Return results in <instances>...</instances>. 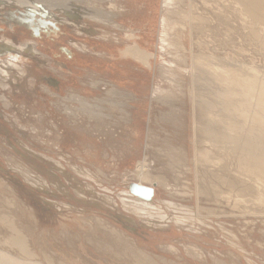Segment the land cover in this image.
Listing matches in <instances>:
<instances>
[{
  "label": "rangeland",
  "instance_id": "1",
  "mask_svg": "<svg viewBox=\"0 0 264 264\" xmlns=\"http://www.w3.org/2000/svg\"><path fill=\"white\" fill-rule=\"evenodd\" d=\"M22 1L0 0V60L22 69L0 64V264H264V177L240 166L264 145V17L240 0ZM142 161L160 183L136 211Z\"/></svg>",
  "mask_w": 264,
  "mask_h": 264
},
{
  "label": "bare ground",
  "instance_id": "2",
  "mask_svg": "<svg viewBox=\"0 0 264 264\" xmlns=\"http://www.w3.org/2000/svg\"><path fill=\"white\" fill-rule=\"evenodd\" d=\"M16 4H20L21 6L22 5H33L31 3V1H22V0H13ZM44 1V0H42ZM49 1V0H47ZM61 1V0H60ZM238 1V0H237ZM241 1V4H245L244 7L247 8L245 10H248L247 12L249 14H251L254 18L256 19H259V16L258 14H261V17H264V0H240ZM11 2V1H10ZM56 4V3H55ZM62 4V3H61ZM20 5H17V6H20ZM57 5V4H56ZM55 5V6H56ZM60 5V4H59ZM64 5V4H63ZM62 5V6H63ZM69 6V5H68ZM67 7V6H66ZM24 8H27V7H24ZM23 8V9H24ZM23 9L20 10V14L24 13L23 12ZM261 9L263 11H261L262 13H257V11ZM63 10V9H62ZM69 10V9H68ZM260 11V10H259ZM67 12V11H66ZM72 12V10H69V13ZM68 13V12H67ZM10 14V13H9ZM37 15V14H36ZM69 15V14H67ZM13 16V15H12ZM11 16V17H12ZM35 16V15H34ZM44 16V14H43ZM45 17V16H44ZM51 19H48L50 21H52L54 18L52 17V14L50 15ZM49 17V18H50ZM53 18V19H52ZM28 19V18H27ZM162 19V18H161ZM47 20V19H45ZM43 21V22H46V21ZM24 21V20H23ZM162 21V20H161ZM13 22V21H12ZM27 22V21H26ZM30 22H32V20H30ZM70 22V21H69ZM23 23V22H22ZM32 25H34V22L31 23ZM25 25V24H24ZM42 25V24H41ZM48 26V25H47ZM46 26V27H47ZM57 26V25H56ZM31 27V26H30ZM39 26H37L36 28H33L35 34H38V28ZM48 28V27H47ZM31 29V28H30ZM31 29V31H33ZM52 34V33H51ZM132 36V35H131ZM50 38V37H49ZM7 43V41H6ZM11 43V42H10ZM14 43V42H13ZM11 43L10 46L12 45V47L14 48V50H16L17 52H29V53H37L33 50V45L31 44H25V45H16V44H13ZM3 47V46H2ZM1 47V48H2ZM7 47V46H5ZM4 49V48H3ZM6 49V48H5ZM3 51V50H2ZM9 51V50H8ZM14 51V52H16ZM19 54V53H18ZM22 54V53H21ZM123 54H126V55H130L131 57H133L135 60L143 63V64H148L147 61L149 56H150V53L146 52V50H144L143 48H141V46L139 44H137L136 42L134 43L133 42V45H128L124 50H123ZM152 58V57H151ZM16 59V58H15ZM4 64V66H7V67H10L12 69H15V70H18V71H21V65H18V64H13L12 61H10L9 59H5L4 61L3 60H0V64ZM13 73V72H12ZM15 74V72H14ZM16 75V74H15ZM18 75V74H17ZM26 75V74H25ZM114 96V95H113ZM110 98V97H109ZM115 98V97H114ZM264 104V103H263ZM246 136V135H245ZM244 138V136H243ZM247 138V136H246ZM252 138V137H251ZM259 138V136H258ZM245 139V138H244ZM254 139V138H253ZM252 140V139H251ZM245 141V140H244ZM243 143V142H242ZM244 144V143H243ZM243 146V145H241ZM245 147V151H244V154L241 156V160H240V166L244 169V170H248V171H255L256 173L260 174L262 177H264V145L261 143V139H259L258 142H250V141H247L244 145ZM243 148V147H242ZM127 172V171H126ZM136 177L138 178V181H137V184L139 185H143V186H148V185H145L143 184V182H153L154 183H160L158 180H155L156 178L151 176L148 172V164L147 162L145 163L144 161L142 162H139L137 164V167H136V171H135V174ZM135 183V182H134ZM131 184V183H130ZM129 184V186H130ZM129 186H128V191H129ZM148 187H151L153 189V195H154V186H148ZM130 193V191H129ZM131 194V193H130ZM133 195V194H132ZM134 196V195H133ZM137 196L135 197H132V198H129L127 200V203H129V206H132L134 207V210L136 211H141L143 208H145L144 206L147 204V201L144 200V199H141V198H136ZM153 198V197H152ZM140 200V201H139ZM142 200V201H141ZM124 202V200H122ZM129 201V202H128ZM150 202V201H149ZM126 203V202H125ZM128 206V205H127ZM136 208V209H135ZM147 208V207H146ZM145 214V213H144ZM130 219V218H129ZM163 221V219H162ZM153 223V222H152ZM147 224V223H146ZM19 235V234H18ZM23 239V238H22ZM22 239L20 236H17L15 238V241L16 243H20L22 245ZM15 264H21V263H15Z\"/></svg>",
  "mask_w": 264,
  "mask_h": 264
},
{
  "label": "crops",
  "instance_id": "3",
  "mask_svg": "<svg viewBox=\"0 0 264 264\" xmlns=\"http://www.w3.org/2000/svg\"><path fill=\"white\" fill-rule=\"evenodd\" d=\"M117 50H118V54L120 55L122 53V49L119 48ZM64 53H65L68 61L71 59V57L73 58V52L69 47H67V46L65 47ZM67 60H63L64 62H61V63L56 62L57 70L65 72V75L63 77L57 76L56 78L51 79V85H53V87H55V88L59 87L61 84L68 82L71 78L70 76L73 73V69L71 70L69 68ZM74 72H75V70H74Z\"/></svg>",
  "mask_w": 264,
  "mask_h": 264
},
{
  "label": "water",
  "instance_id": "4",
  "mask_svg": "<svg viewBox=\"0 0 264 264\" xmlns=\"http://www.w3.org/2000/svg\"><path fill=\"white\" fill-rule=\"evenodd\" d=\"M129 191L134 196H137L146 201H150L153 197V189L151 187L139 185L134 182L130 184Z\"/></svg>",
  "mask_w": 264,
  "mask_h": 264
}]
</instances>
